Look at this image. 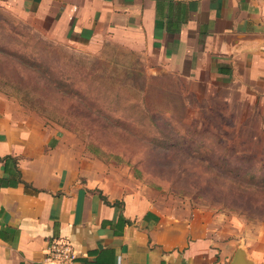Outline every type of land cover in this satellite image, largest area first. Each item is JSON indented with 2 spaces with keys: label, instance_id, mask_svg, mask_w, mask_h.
<instances>
[{
  "label": "crops",
  "instance_id": "1",
  "mask_svg": "<svg viewBox=\"0 0 264 264\" xmlns=\"http://www.w3.org/2000/svg\"><path fill=\"white\" fill-rule=\"evenodd\" d=\"M28 1L61 31L150 46L183 74L264 92V0ZM34 118L0 95V264H48L56 238L72 244L73 264H230L240 247L264 264L218 215L182 205Z\"/></svg>",
  "mask_w": 264,
  "mask_h": 264
},
{
  "label": "rangeland",
  "instance_id": "2",
  "mask_svg": "<svg viewBox=\"0 0 264 264\" xmlns=\"http://www.w3.org/2000/svg\"><path fill=\"white\" fill-rule=\"evenodd\" d=\"M166 61L150 46L56 29L34 2L0 0V95L111 167L218 215L264 258V92Z\"/></svg>",
  "mask_w": 264,
  "mask_h": 264
},
{
  "label": "built area",
  "instance_id": "3",
  "mask_svg": "<svg viewBox=\"0 0 264 264\" xmlns=\"http://www.w3.org/2000/svg\"><path fill=\"white\" fill-rule=\"evenodd\" d=\"M76 252L72 244L63 238L52 239L45 254V262L48 264H73Z\"/></svg>",
  "mask_w": 264,
  "mask_h": 264
},
{
  "label": "water",
  "instance_id": "4",
  "mask_svg": "<svg viewBox=\"0 0 264 264\" xmlns=\"http://www.w3.org/2000/svg\"><path fill=\"white\" fill-rule=\"evenodd\" d=\"M230 264H256L247 253V250L243 247H240L236 254L234 255Z\"/></svg>",
  "mask_w": 264,
  "mask_h": 264
},
{
  "label": "trees",
  "instance_id": "5",
  "mask_svg": "<svg viewBox=\"0 0 264 264\" xmlns=\"http://www.w3.org/2000/svg\"><path fill=\"white\" fill-rule=\"evenodd\" d=\"M104 199H105V197H104ZM106 202H108V201L106 200ZM115 204H118L119 205V202H116Z\"/></svg>",
  "mask_w": 264,
  "mask_h": 264
}]
</instances>
